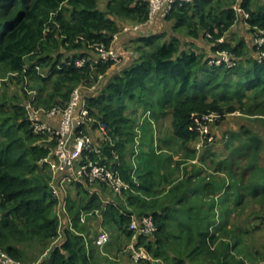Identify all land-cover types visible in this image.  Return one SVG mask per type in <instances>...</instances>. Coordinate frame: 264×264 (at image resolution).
I'll use <instances>...</instances> for the list:
<instances>
[{"label":"trees","instance_id":"trees-1","mask_svg":"<svg viewBox=\"0 0 264 264\" xmlns=\"http://www.w3.org/2000/svg\"><path fill=\"white\" fill-rule=\"evenodd\" d=\"M262 2H238L248 15L241 21L253 40L256 35L264 39ZM147 18L145 0H0V77L13 73L0 90V249L11 257L27 262L25 247L34 243L41 251L51 247L41 264H152L134 261L126 249L134 234L130 216L139 220L146 215L155 232L137 234L134 243L158 264H245L235 254L243 252L239 231L224 226L252 203L259 205L254 217L264 210V140L242 125L225 132L224 154L206 144L198 156L190 143L200 138L198 120L234 112L233 101L264 125V40L226 39L238 21L232 0H191L176 2L159 18L170 25L168 39L161 31L140 34L138 54L125 66L102 61L91 47H108L125 22ZM219 52L230 54L234 65L214 64ZM77 60L83 64L77 66ZM101 75L98 88L85 97L93 119L85 131L90 135L93 129L98 132V123L106 126L109 140H91L100 149V160L115 167L129 188L109 196L103 184L71 183L75 193L65 197L71 226H64L62 238L50 246L58 235V199L42 159L51 153L55 136L33 131L23 81L39 83L38 105L63 109L77 86H91ZM130 103L154 118L170 115V139L164 142L181 146L182 159L153 152L144 160L146 168L133 170L132 159L146 155L134 150L138 119L126 115ZM43 137L47 141L40 142ZM171 163L175 166L168 168ZM96 211L109 234L102 248L108 256L95 247ZM259 259H264V246Z\"/></svg>","mask_w":264,"mask_h":264},{"label":"built area","instance_id":"built-area-1","mask_svg":"<svg viewBox=\"0 0 264 264\" xmlns=\"http://www.w3.org/2000/svg\"><path fill=\"white\" fill-rule=\"evenodd\" d=\"M148 5V18L142 23L135 24L133 27H124L123 31L129 30L141 32L148 24H152L157 18H164L172 9L176 2H189L191 0H145ZM150 30L146 34H149ZM262 33V32H260ZM117 35L114 36L112 43L106 47L103 43H93L91 47L99 53L102 61L112 60L114 64L120 63L122 58L116 51L114 43L117 40ZM222 40V39H220ZM254 40L258 44L263 42V37H255ZM224 62L227 66H233L234 61L232 56L227 52H219L218 57L214 60V64L219 65ZM117 63V64H118ZM213 63V61H210ZM77 66L83 64V61L77 60ZM13 74V73H12ZM103 76H99L97 82L91 86H77L71 93L70 100L65 108L60 109L53 107L49 110L39 109L34 107L35 95L26 101L25 109L31 127L34 132L47 135L48 138L55 136V145L51 153L46 156L42 161L51 165L53 176L50 180V187L52 193L58 199L57 215L62 216L66 214V200L65 193L62 185L67 183H82L83 186L86 182L99 183L105 185L110 191L120 195L123 190L129 188L118 170L111 166L104 164L100 160V149L97 148L91 140L90 135L85 131L86 125L91 123L93 119L89 116L88 108L86 105V94L95 91ZM31 93V91H29ZM149 113L148 111L146 112ZM214 113H209L203 116L202 120H198V128L200 138H207V129L205 123L208 122L209 117L214 116ZM57 119V123H50L48 119ZM205 120V121H204ZM98 132L104 140H109L108 130L102 123H98ZM199 140V139H198ZM202 144L197 143L200 147ZM90 154H97V159L89 157ZM134 170V168H133ZM134 174V171H132ZM95 191L90 190V193ZM96 214H100L96 211ZM130 229L134 231L132 239L127 246V250L131 252V258L134 261L146 260L153 261L154 258L142 245H136L135 239L137 234L151 235L155 232V225L151 216H141L138 220L134 215L130 216ZM83 220V216L80 218ZM109 241V234L106 230L102 229L97 236L96 243L103 248ZM49 250L42 253L41 257L36 261L23 263L8 255L4 251H0L1 264H41L43 259L48 257Z\"/></svg>","mask_w":264,"mask_h":264},{"label":"rangeland","instance_id":"rangeland-1","mask_svg":"<svg viewBox=\"0 0 264 264\" xmlns=\"http://www.w3.org/2000/svg\"><path fill=\"white\" fill-rule=\"evenodd\" d=\"M105 1V0H103ZM233 2V7L236 11V13L238 14V21L236 22L235 26L232 28L233 30L228 32L226 34V39L231 41H235L237 39H239L240 37L245 38L246 40H248L250 42V40L252 39L253 42H255L256 40H253V37L251 35L250 32L247 31V27L246 25H244V23L241 21V18H246L247 13L245 11H242L239 7H238V2L239 0H232ZM263 2L261 3L262 6ZM255 5H259L258 2H256L253 6ZM264 5V4H263ZM135 24H138L137 22H125V25H128V27H133L135 26ZM261 31H259V34ZM141 32H139L138 34L140 35ZM163 34H165L164 32H161ZM178 34V33H177ZM139 35H136V37H130L128 40L125 41V45H129V48H131V51L135 50L139 43L133 42L132 40L136 41V38L139 37ZM142 35H146V34H142ZM141 35V36H142ZM259 35H256L255 37H258ZM254 37V38H255ZM260 37V36H259ZM134 52V51H133ZM119 54V53H118ZM138 54V51H137ZM137 54L135 56H137ZM120 55V54H119ZM121 57V56H119ZM119 62V61H118ZM115 65H117V63ZM114 65V66H115ZM39 71V69H38ZM12 74L8 73L2 77H0V90L3 88V83L7 82L9 83L10 81V76ZM23 88L25 91V94L27 96L28 99H30L31 97H33L35 95V99H34V107L35 108H39V109H45V110H49L50 108H47L43 105H38L37 101H36V97H37V89L39 87V83L37 81H35L34 79H28L27 77L24 78L23 81ZM29 91H31V93H29ZM1 94V91H0ZM19 95V94H18ZM36 101V102H35ZM234 106L236 108V110L234 112L231 113H227L225 116H220L218 114H215L212 117H209L208 122L205 123V128L207 129V138H199V140H197L194 143V147L197 150V154L199 155L200 152H202L205 148V145H210L212 146V148L214 150H216L219 155L221 154L222 150H223V144H224V134L225 132H227L228 130H237L239 129L242 125H245L247 127L252 128L254 131H256L257 133H259V135L263 138L264 140V125L262 122H258L259 117H256L255 115H248L246 113H243L239 108V103H237L236 101H233ZM249 100H244V103H248ZM129 108H132L134 106L133 103L129 104ZM126 115L129 116V118H137L138 120H140V114H138L137 116H135L134 114L132 115V113H126ZM148 119H150V115L148 114V116H146ZM263 120V119H261ZM205 121V120H204ZM257 122V123H256ZM152 129H149V132H147V138L151 139V137H153L154 140V144H157L158 140L160 141L161 136H164V133L166 132L167 129V125L164 123L161 126H158L155 123V120H153L151 126ZM138 133L137 136H139V131H141L140 128H136L135 129ZM135 140H139V138H136ZM45 142L47 141V139L45 137H43L41 139L40 142ZM157 141V142H156ZM202 144L200 147L197 146V143ZM163 144V146L165 145V143L161 142ZM170 146L176 150L177 149V144L174 143H170ZM54 148V145L53 147ZM53 150V149H52ZM138 148H135V153H137ZM175 152H173L172 154H174ZM222 154H224L222 152ZM180 156H185V155H180ZM179 156V157H180ZM178 158V155L175 156V159ZM188 158H184V161H187ZM132 164H134V162L136 163V159L133 158L132 159ZM188 162V161H187ZM137 164V163H136ZM175 165H173V163L170 164V166L168 168H173ZM49 171L51 172V168L48 166ZM51 176H53V173L51 172ZM133 178L135 179L136 177L133 176ZM71 183H67L66 185H62L63 190L65 195L68 193H72L73 190V185H70ZM250 207H247L246 209H244L242 212L238 213L237 215L232 214L231 215V220L229 221L228 224H226L224 226L225 229H229V230H238V234H240V238H241V246L242 248H240V250H243V252H239V251H235L236 254V258L240 259L243 258L245 260V264H264V259L260 260L259 257L261 256V253L263 251V246H264V224H263V220H264V210L262 209L260 211V215H258V217H254V211L259 207V205L255 206V203H252V205H249ZM256 207V209H255ZM251 208V209H250ZM96 214V213H95ZM84 214H81V217ZM262 215V218L260 217ZM228 240L231 241V239L228 238ZM37 244L35 245L34 243H32L30 246L25 247V254H26V261L27 262H31V261H36L37 259H39L41 257V252L44 251L39 248L36 247ZM0 251H3L0 249ZM43 253V252H42ZM159 259H157L156 261L153 260L151 261L152 264H158ZM260 260V261H259ZM258 261V262H257ZM26 263V262H25ZM161 264H167L164 261L160 262Z\"/></svg>","mask_w":264,"mask_h":264},{"label":"crops","instance_id":"crops-1","mask_svg":"<svg viewBox=\"0 0 264 264\" xmlns=\"http://www.w3.org/2000/svg\"><path fill=\"white\" fill-rule=\"evenodd\" d=\"M124 27H128V25H125ZM170 25H168L167 22H163V20H160L159 18H157L152 24H148L146 26V28H144L143 31H141L140 34L144 33V32H147V31H161V32H164V37L163 39H168V36L170 35ZM139 32H135V31H127V32H124L123 30L119 33V35H117V40L116 42L114 43V47L116 49V51L120 54L122 60L121 62L123 63V65H127L129 64L130 60L133 59L134 57L132 56H135L136 53H135V50L131 51V48H129V45H125V41L128 40L130 37H136V35H139L138 34ZM133 42L136 43L137 45V41H134L132 40ZM132 55V56H131ZM116 68V66H112L109 71H112ZM130 106H128L127 110H126V113H132V115L134 114L135 116H137L138 114H140V120H138V125H137V128H140L141 131H139V136L137 138H139V140H136V143H139V145H137V148H138V151L139 154L141 153V151H143L142 153H145L146 157H140L138 159H136V164L134 162L133 164V168L135 169L136 171V168L137 167H140V168H146L147 167V164H144V160L146 158H148V154L149 153H155V154H171L172 155V159L175 161V160H180L183 158V156H180V155H185L184 154V149L181 148V146H178L177 145V149L176 151H173L172 148L166 146L167 143H165L164 141L167 140V139H170V115L169 114H165V115H161L159 116L158 118H154L152 117V114L150 115V113H148L150 115V119H148L146 116H148V114L143 111V108L141 107H136V108H129ZM135 109V110H134ZM137 110V112H136ZM136 118V117H135ZM135 118H133V121L135 120ZM153 120H155V123L158 125V126H161L163 125L164 123L167 125V129H166V132L164 133V136H161L159 137L160 138V141L158 140L157 144H154V140H153V137H151V139L147 138V132H149V129L151 130L152 128L150 127ZM48 121L52 124V123H57V119H48ZM138 133V132H137ZM90 136L92 138V140L94 142H96L98 139H101L100 138V134L99 132H97V130L93 129L91 132H90ZM174 141V140H172ZM99 142V141H97ZM165 143V145L163 146V144L161 143ZM174 144H176V142H172ZM193 146L194 143H190V146ZM181 148V150H180ZM152 149V151H151ZM135 150V149H134ZM151 151V152H150ZM173 152H175L174 154H172ZM201 154V152H200ZM199 154V155H200ZM178 155V158L175 159V156ZM198 155V156H199ZM180 156V157H179ZM151 156H149L150 158ZM142 161V162H141ZM188 163H193V164H198V161L196 159H193V160H189L187 159ZM44 162V161H43ZM140 162V164H139ZM47 163V162H46ZM47 165L51 168V165L49 163H47ZM198 166V165H197ZM200 166V164H199ZM164 171H168L170 172L171 170H169L167 167L164 169ZM51 172L53 173V170L51 168ZM181 170L178 171L176 174H180ZM135 177V175H134ZM136 179V178H135ZM75 193V190L73 188L72 190V193H68L66 194V196L68 195H71L73 196V194ZM104 194L105 195H109V196H113L112 194V191L110 190H107L105 189L104 190ZM117 196V195H116ZM96 219L99 220V231L97 233V236L98 234L100 233V231L103 228L102 226V221L104 219V216L101 215V214H96L95 215ZM85 215H83V220H81L82 222L85 220ZM58 225H59V229H58V235L51 241L50 243V246H54L55 244H57V242H59V240L62 238V229L64 226L68 225L69 227L71 226V218H70V215L67 211V208H66V214L65 215H62L61 217L58 216ZM97 236L95 238V247L102 253V255H105V256H108V254L104 253L102 248H100V246L96 243V239H97ZM51 248V247H50ZM50 248H47L46 250H49ZM112 254L110 253L109 256H111ZM110 259H113V258H110Z\"/></svg>","mask_w":264,"mask_h":264}]
</instances>
